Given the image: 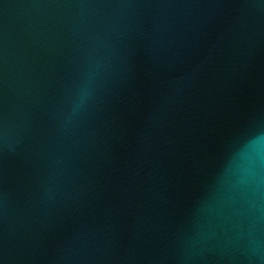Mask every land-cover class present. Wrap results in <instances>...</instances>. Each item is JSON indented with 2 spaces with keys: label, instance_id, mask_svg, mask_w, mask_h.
Listing matches in <instances>:
<instances>
[{
  "label": "water",
  "instance_id": "1",
  "mask_svg": "<svg viewBox=\"0 0 264 264\" xmlns=\"http://www.w3.org/2000/svg\"><path fill=\"white\" fill-rule=\"evenodd\" d=\"M0 264H264V0H0Z\"/></svg>",
  "mask_w": 264,
  "mask_h": 264
}]
</instances>
